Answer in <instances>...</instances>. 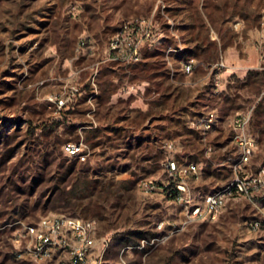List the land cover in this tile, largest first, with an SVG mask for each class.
Returning <instances> with one entry per match:
<instances>
[{"label": "rangeland", "instance_id": "374dc122", "mask_svg": "<svg viewBox=\"0 0 264 264\" xmlns=\"http://www.w3.org/2000/svg\"><path fill=\"white\" fill-rule=\"evenodd\" d=\"M123 28L138 62L112 58ZM237 119L256 143L241 167ZM171 157L197 166L179 196ZM263 168L264 0H0V264H70L15 240L49 215L95 220L102 264H264ZM238 173L252 195L196 218Z\"/></svg>", "mask_w": 264, "mask_h": 264}, {"label": "built area", "instance_id": "2783aa9c", "mask_svg": "<svg viewBox=\"0 0 264 264\" xmlns=\"http://www.w3.org/2000/svg\"><path fill=\"white\" fill-rule=\"evenodd\" d=\"M143 23H146L145 20H141V23L137 25L140 27ZM126 28L118 32L111 43L112 58L124 62H138L142 58L144 41L138 37L134 29L129 30ZM85 45L86 40L81 38L79 47H84ZM192 68L193 63L191 61L187 62L186 71L189 72ZM78 91L79 88L76 85L72 86V94L65 99H60V106L66 104L67 100H70L72 95ZM215 120L216 113H209L203 120L204 128H212ZM241 121L243 120L237 119V131L234 135V139L241 151L239 167L251 161L256 146L255 140L243 130L247 121ZM173 147V143L170 142L168 148L171 150ZM65 149L71 157H76L80 161H86L89 155L83 142H68L65 145ZM166 169L174 180L173 184L167 186L168 191L171 195L178 196L187 190L186 177L188 174L197 172V166L194 163L182 167L173 157L167 160ZM262 172L264 174V168ZM254 181L256 182L257 178L238 173L231 182L215 192L207 194L204 199V205L196 206L193 209V215L200 219L213 220L218 218L228 202L242 196L250 197L252 195V183ZM145 186L147 190H153L157 184L151 180L146 182ZM15 240L36 258L47 257L56 249H67L71 257L70 264H102V253L96 255L98 239L95 220L63 215L44 216L37 222L24 223L21 231H18Z\"/></svg>", "mask_w": 264, "mask_h": 264}]
</instances>
